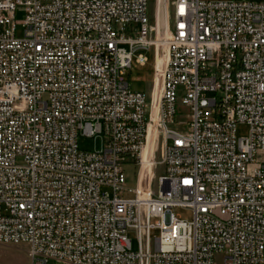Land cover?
Listing matches in <instances>:
<instances>
[{
  "label": "built area",
  "instance_id": "obj_1",
  "mask_svg": "<svg viewBox=\"0 0 264 264\" xmlns=\"http://www.w3.org/2000/svg\"><path fill=\"white\" fill-rule=\"evenodd\" d=\"M158 9L0 0V245L26 246L30 264H264V2ZM150 50V91H131L132 57L143 67ZM153 114V175L140 189ZM79 136L101 148L80 150Z\"/></svg>",
  "mask_w": 264,
  "mask_h": 264
},
{
  "label": "rangeland",
  "instance_id": "obj_2",
  "mask_svg": "<svg viewBox=\"0 0 264 264\" xmlns=\"http://www.w3.org/2000/svg\"><path fill=\"white\" fill-rule=\"evenodd\" d=\"M202 1H227V0H202ZM253 2H264V0H251ZM153 9L155 13H159L158 9V0L155 2L153 0H148V15H152ZM24 12L22 9H18L14 14V21L18 23L15 28V35L17 38L22 36L23 28L21 27V23L24 20ZM138 52L134 53L132 57L131 67L126 71L125 79L128 82L129 88L134 92H146L149 93L150 85L153 80V52L150 51H142V53L147 58V64L145 66H139L135 63L134 59ZM157 97V88L156 85L154 87L153 98ZM181 111V110H180ZM177 124L184 123L186 121L185 117L177 116L175 118ZM175 128L179 130H185L187 133L191 131V129L187 126L186 129L176 125ZM248 127L246 125H237L235 129L236 138H246L248 136ZM77 144L80 150L91 152L94 150H99L101 148V140L99 138L92 139L79 136L77 139ZM160 169L156 171L159 174ZM124 174H125V183L127 189H133L135 186L136 179V169L131 168L129 166H124ZM125 198L131 197L129 194H124ZM174 215L180 217L184 221L191 220V213L177 208L174 210ZM154 222V220L152 221ZM159 235V230L153 228L149 231V236L151 239L157 238ZM127 238L131 242V250L132 252H136L138 250V240L136 233L133 231L127 232ZM0 264H30L28 249L26 246H4L0 245ZM49 264H54L53 262H49Z\"/></svg>",
  "mask_w": 264,
  "mask_h": 264
},
{
  "label": "bare ground",
  "instance_id": "obj_3",
  "mask_svg": "<svg viewBox=\"0 0 264 264\" xmlns=\"http://www.w3.org/2000/svg\"><path fill=\"white\" fill-rule=\"evenodd\" d=\"M159 67H158V72H159ZM156 88H157V97L155 98L154 102H157L158 97H159V93H160V87H161V83L160 80L158 79L155 83ZM155 121H156V117L153 114L152 116V122L149 126V135H148V141H147V145L144 148L143 152H142V169H141V173H140V189H147L150 181H151V177L153 175V171L151 168L152 165V158L154 155V136L156 135V130H155Z\"/></svg>",
  "mask_w": 264,
  "mask_h": 264
}]
</instances>
